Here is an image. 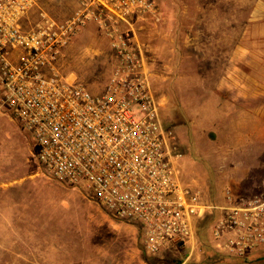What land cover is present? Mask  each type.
<instances>
[{
    "label": "rangeland",
    "instance_id": "obj_1",
    "mask_svg": "<svg viewBox=\"0 0 264 264\" xmlns=\"http://www.w3.org/2000/svg\"><path fill=\"white\" fill-rule=\"evenodd\" d=\"M156 2V16L133 22L163 122L175 135L181 178L202 188L209 202L222 203L227 187L237 195L257 194L264 168L257 170L255 152L264 149L263 141L225 140L216 91L218 70L229 65L218 54L232 53L238 40L242 69L264 73V0ZM38 3L57 18L70 16L76 5L75 0ZM116 62L103 29L89 22L63 47L57 65L103 93ZM197 246L202 253L200 238ZM177 250L182 249L174 245V252L145 253L137 224L113 216L88 190L50 176L30 132L3 102L0 85V264H176L182 257ZM255 256L250 264H264V249Z\"/></svg>",
    "mask_w": 264,
    "mask_h": 264
},
{
    "label": "built area",
    "instance_id": "obj_2",
    "mask_svg": "<svg viewBox=\"0 0 264 264\" xmlns=\"http://www.w3.org/2000/svg\"><path fill=\"white\" fill-rule=\"evenodd\" d=\"M75 1L70 16L57 18L38 0H0L3 102L30 132L42 167L137 224L149 255L177 245L182 257L176 264H203L198 224L217 213L211 247L253 258L264 249V190L244 196L227 187L222 203L209 202L179 174L175 135L163 122L133 22L156 16V0ZM89 22L103 29L117 58L103 93L57 65L63 47Z\"/></svg>",
    "mask_w": 264,
    "mask_h": 264
},
{
    "label": "crops",
    "instance_id": "obj_3",
    "mask_svg": "<svg viewBox=\"0 0 264 264\" xmlns=\"http://www.w3.org/2000/svg\"><path fill=\"white\" fill-rule=\"evenodd\" d=\"M253 50L250 52L252 53ZM228 60L227 67L218 70V128L228 134L227 142L263 141L264 144V73L259 77L242 69L243 45L237 41L232 53H219ZM226 65V64H225ZM210 91V90H209ZM229 146V145H228ZM257 170L264 168V149L255 152ZM261 158V159H258ZM262 189L257 192L260 193Z\"/></svg>",
    "mask_w": 264,
    "mask_h": 264
},
{
    "label": "trees",
    "instance_id": "obj_4",
    "mask_svg": "<svg viewBox=\"0 0 264 264\" xmlns=\"http://www.w3.org/2000/svg\"><path fill=\"white\" fill-rule=\"evenodd\" d=\"M216 216L217 213L215 214L212 213L211 215H208L206 218L201 220L198 224V235L202 244L201 249H203L202 263L203 264H218V263L245 264L247 262V264H250L251 262H253L256 259V256H253V258L250 259L236 258L233 256L216 252L211 247V244L208 241L207 229L213 223Z\"/></svg>",
    "mask_w": 264,
    "mask_h": 264
}]
</instances>
